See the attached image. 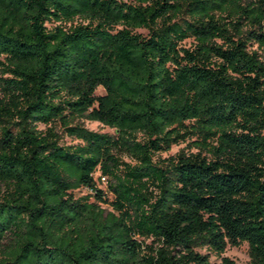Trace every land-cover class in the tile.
<instances>
[{
  "label": "trees",
  "instance_id": "trees-1",
  "mask_svg": "<svg viewBox=\"0 0 264 264\" xmlns=\"http://www.w3.org/2000/svg\"><path fill=\"white\" fill-rule=\"evenodd\" d=\"M0 94V264H264V0H0Z\"/></svg>",
  "mask_w": 264,
  "mask_h": 264
},
{
  "label": "rangeland",
  "instance_id": "rangeland-1",
  "mask_svg": "<svg viewBox=\"0 0 264 264\" xmlns=\"http://www.w3.org/2000/svg\"><path fill=\"white\" fill-rule=\"evenodd\" d=\"M138 31L143 32V33H147L146 29H138ZM186 44L190 45L191 40H188ZM104 92H105V89L103 87H99L97 89V93H104ZM0 96H1V94H0ZM82 121L85 124V126H87L90 129H93L96 131H101V132L115 133L114 128H112V127H110V126H108V125H106L100 121L91 120V119H83ZM40 127L45 128L46 126L44 124H41ZM59 131L61 134L62 142L67 143V144H73V143H77L79 141L75 137L70 136L65 130L62 129V127H59ZM0 136H1V129H0ZM183 149H185L187 152L196 151V148L193 145H189V141H185V142H181L179 144L173 145L169 151L162 152L160 156L166 157L169 155H173V154H176ZM127 159L129 160V158H127ZM98 175L99 174H97L96 176H98ZM99 184L102 188L106 189L107 185H108V177H107V180H103L101 178ZM74 193L76 196L79 197V196H83V195H86L88 193H91V190L86 188V187H81V188L76 189L74 191ZM94 199H95V197L92 198V200H94ZM105 206H107V205H105ZM150 241H151L150 239L147 240V242H150ZM197 250L201 251L203 253L210 254L211 260L213 262L218 263V264L223 263L222 256H228L236 264H252L248 242H243L238 246L229 245L227 247L226 251L223 252L222 255H218L217 253L210 251V249H208L207 247H198Z\"/></svg>",
  "mask_w": 264,
  "mask_h": 264
},
{
  "label": "built area",
  "instance_id": "built-area-1",
  "mask_svg": "<svg viewBox=\"0 0 264 264\" xmlns=\"http://www.w3.org/2000/svg\"><path fill=\"white\" fill-rule=\"evenodd\" d=\"M102 179H103V180H107V177H106V176H102Z\"/></svg>",
  "mask_w": 264,
  "mask_h": 264
}]
</instances>
